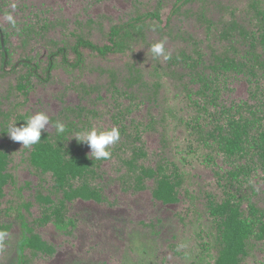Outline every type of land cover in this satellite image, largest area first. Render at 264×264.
<instances>
[{"label": "rangeland", "instance_id": "1", "mask_svg": "<svg viewBox=\"0 0 264 264\" xmlns=\"http://www.w3.org/2000/svg\"><path fill=\"white\" fill-rule=\"evenodd\" d=\"M175 1L0 0V28L8 37L10 65L29 58L32 65L37 64L35 73L39 77L30 79L25 98L17 85L20 76L29 70L17 64L13 72L9 66H5L7 73L0 71V124L4 114L29 117L37 112L47 114L50 122L67 116L78 131L119 128L116 122L122 121L125 129L120 141L126 146L101 165L104 177L98 183L104 203H71L66 217L75 228L69 234H59L51 226L39 229L35 221L40 216L38 210L26 211L22 206L18 214L13 210L32 201L30 189L20 188V194H16L23 181L32 177L27 173V152L21 153L22 144L12 141L7 132L4 137L0 133V142L9 150L8 171L15 179V186L5 188V198L0 203V224L9 227L0 246V264L14 261L22 235L19 216L55 247L52 258L37 257L31 262L27 254L29 264H196L198 255L205 253L200 245L209 238L211 241L213 232L208 234L210 221L203 205L206 194L218 198L220 190L212 169L200 161L199 145L185 125L177 122L178 110L172 113L171 120L164 116L171 94L168 91L180 89L179 85L194 91L197 86L190 82L182 66L184 57L195 58L199 53L204 65L213 56H221L229 50L231 41L239 39L240 29L249 31L256 24L257 12L264 11V0H190L180 6L167 25ZM153 11L159 13L161 22L148 20L123 33L117 39L121 53L101 57L82 50L83 61L78 68L64 67L57 57L50 77L43 82L48 57L58 47H65L68 60L74 62L70 48L78 37L102 46L107 44L111 26ZM23 28L30 34L25 43ZM161 40H166L168 60L153 59L149 52L151 44ZM234 45L238 53L243 51ZM217 84L229 91L226 102L247 97L248 84L241 76H226ZM51 126L52 123L45 132L50 133ZM132 137H139V141ZM135 146L146 154L138 162L144 167L155 166L163 154L176 161L184 175L178 203L164 206L153 200L149 180L144 181L145 189L139 192L131 190L127 182H120L118 177L126 171L120 159L132 156ZM86 153L89 155L90 149ZM258 188L260 199L264 184L259 182ZM189 192L193 201L187 198ZM259 199L254 198L258 205ZM211 243L208 247L212 250L206 252L210 255L215 251ZM251 255L243 264L264 263L258 248Z\"/></svg>", "mask_w": 264, "mask_h": 264}, {"label": "trees", "instance_id": "2", "mask_svg": "<svg viewBox=\"0 0 264 264\" xmlns=\"http://www.w3.org/2000/svg\"><path fill=\"white\" fill-rule=\"evenodd\" d=\"M189 1H175L166 20L167 25L180 6ZM257 16V22L251 30L240 29L239 39L231 41L229 50L221 53V56H213L208 64L201 65L199 53L195 54V58L188 55L184 57L182 66L190 82L197 86L194 91L188 90L185 85H179L180 89L176 88L175 91L174 87L168 91L171 94L167 99L166 105L169 106L164 116L171 120L172 113L178 110L177 122L185 125L190 131L189 136L199 145L200 161L212 169L216 188L220 190L218 198L206 194L203 207L210 221L208 234L213 232V239L210 241L209 238L200 245L205 253L198 255L196 264H243L249 260L255 248L262 253L264 260V190L261 191L260 199L258 197V184H264V11L257 12ZM148 20L160 23L161 17L153 11L133 17L120 25H113L109 29L107 44L102 46L78 37L70 48L74 62L68 60L65 47H58L48 57L43 82H47L50 77L57 57L61 58L64 67L78 68L83 61L82 50L95 52L101 57L121 53L117 39ZM22 31V42L25 43L30 34L26 28ZM1 36L4 50L0 43V71L7 73L4 71L5 55V66H9L10 71H15L16 64L29 70L20 76L17 85V89L26 98L30 79H39L35 73L37 64L32 65L31 59L25 58L10 65L8 37L2 28ZM233 42L239 48L241 46L243 51L238 53ZM226 76L244 78L248 84L244 100L232 99L226 102L229 100L226 95L229 91L217 84L219 79L224 80ZM64 117L62 122L66 131L62 136L56 134L55 121H52L50 133L42 132L38 144L22 149V154L27 152L24 162L28 165L27 173L32 179L24 180L16 194L19 195L20 188H24L32 190L34 196L31 202L13 209L17 214L21 206L26 211L30 208L38 210L40 216L35 221L39 229L51 226L59 234H69L75 228L74 222L66 217L67 207L71 203L81 201L101 204L105 201L98 183L104 177L101 165L105 161L94 160L86 153L88 146L72 138V133L78 131V127L67 116ZM27 118V114H4L0 124L1 136H5L9 125L20 127ZM121 122L117 121L116 124H119L120 134H124L122 130L125 128ZM132 138L133 141H139V137ZM118 144L110 146L111 157L116 150H125L124 142L119 141ZM145 155L141 147L135 146L132 148V156L120 159L122 168L126 169L118 177L120 182H127L131 190L139 192L145 189L144 181L149 180L152 183L153 200L164 206L178 203L184 175L176 161L163 154L155 166L144 167L138 162ZM9 163V150L0 142V203L5 198V188L15 186V179L8 171ZM255 197L260 200V205L255 202ZM187 198L192 201L194 199L190 192ZM19 222L22 235L12 264H29L27 254L31 262L37 257L46 259L56 254L54 245L34 233L21 216ZM8 228V225L0 224V233H4V237ZM209 242L213 243L212 248L215 250L212 255L206 253L211 249L208 247Z\"/></svg>", "mask_w": 264, "mask_h": 264}, {"label": "clouds", "instance_id": "3", "mask_svg": "<svg viewBox=\"0 0 264 264\" xmlns=\"http://www.w3.org/2000/svg\"><path fill=\"white\" fill-rule=\"evenodd\" d=\"M165 45L166 40L151 44L149 52L153 59L161 57L164 60L170 59V53L166 51ZM50 123L47 114L37 112L30 115L20 127H17L16 124L9 125L7 135L12 141L21 143L23 147H30L41 141L42 132L46 131ZM54 127L58 136H62L66 131V126L62 121L57 120ZM72 138H75L78 143L87 145L90 149L89 156L94 160L107 161L111 158L110 146L120 141L121 134L117 127L99 132L95 128H92L74 132L72 133ZM4 235V233H0V240L3 239Z\"/></svg>", "mask_w": 264, "mask_h": 264}, {"label": "water", "instance_id": "4", "mask_svg": "<svg viewBox=\"0 0 264 264\" xmlns=\"http://www.w3.org/2000/svg\"><path fill=\"white\" fill-rule=\"evenodd\" d=\"M179 5H181V3H179ZM0 43H1L2 50H4V44H3V38H2V36L0 37ZM6 60H7V56L5 55L4 67H5ZM16 66H17V64H16Z\"/></svg>", "mask_w": 264, "mask_h": 264}]
</instances>
